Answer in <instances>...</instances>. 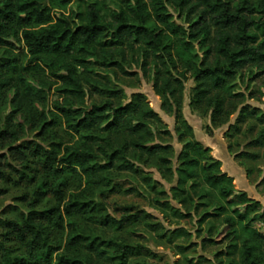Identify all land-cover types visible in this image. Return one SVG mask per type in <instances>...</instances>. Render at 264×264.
<instances>
[{"label": "trees", "instance_id": "obj_1", "mask_svg": "<svg viewBox=\"0 0 264 264\" xmlns=\"http://www.w3.org/2000/svg\"><path fill=\"white\" fill-rule=\"evenodd\" d=\"M73 1L0 0V51L4 50L0 89L14 93L11 103L18 114L10 116L11 126L0 130V147L8 148L9 154L0 155V181L18 173L9 159L26 168L35 159L48 174H80L85 179V187L68 201L62 184L44 183L35 190L31 209L20 222L0 220V228L6 229L0 264H129L142 247L100 239L83 226L123 229L148 217L138 212L112 218L105 202L94 198L96 191L110 186L113 171L139 175L150 190L165 194L137 163L153 164L167 181L176 179L171 192L182 208L162 206L177 218L200 206L212 208L199 224L210 218L224 224L217 238L229 243L228 264H264V235L250 226L259 214L264 221V207L235 190L233 178L221 171V162L210 156V149L195 140L183 114L189 78L196 84L192 105L210 110L215 127L227 123L245 99L235 85L242 76L264 89V0H80L82 5L71 10ZM21 56L28 58L26 66ZM133 64L152 80L162 109L175 118L183 144L176 167L174 147L155 143L159 131H166L146 95L134 93L123 104L120 88L97 79L99 71L131 76L128 67ZM41 68L48 70L47 79L54 78L62 96V101L58 96L54 101L58 114L51 124L61 117L70 134L79 136L77 145L62 148L55 142L50 150L32 141L16 145L27 127L36 124L35 101L46 100L22 70ZM88 91L105 96V102L86 106ZM255 113L243 107L237 124ZM15 118L18 122L13 124ZM238 156L257 159L247 153ZM48 195H53L54 204L40 209ZM9 243L25 251L13 256Z\"/></svg>", "mask_w": 264, "mask_h": 264}, {"label": "rangeland", "instance_id": "obj_2", "mask_svg": "<svg viewBox=\"0 0 264 264\" xmlns=\"http://www.w3.org/2000/svg\"><path fill=\"white\" fill-rule=\"evenodd\" d=\"M87 1V0H84ZM82 5L80 0H74L71 10H76ZM114 8V6H112ZM175 21L182 24V20L174 14ZM4 50L0 51V64ZM22 65L26 66L28 58L21 56ZM23 75L36 90H43L46 100L35 101L33 113L35 114V126H28L25 137L16 145L32 141L51 149L52 143H60L62 148L69 145H77L79 136L71 135L65 126L64 120L59 117L56 125H52L57 96L62 101V96L56 91L57 84L54 78L47 79L49 75L46 68L39 70H22ZM131 76L122 75L120 72L99 71L98 80L103 83L110 82L115 88H120L123 104L130 102L134 93L146 95L150 107L161 118V125L165 133L159 131L155 143L170 144L175 153L172 161L177 166V158L183 149L176 132V122L172 115L162 109V101L156 95L152 80L145 76L143 71L136 65L128 67ZM47 74V75H46ZM236 92L243 93L245 99L238 104V109L227 123L215 127L211 121L210 110H199L192 105L193 88L196 86L193 78H189L185 84L183 114L193 129L194 138L210 149V156L221 162V171L233 178L236 191L246 192L249 199L258 201L264 207V89H260L258 81L247 79L242 76L235 82ZM14 93L0 89V130L10 125V116L15 115L11 101ZM106 97L88 91L85 105L103 103ZM255 110L256 116L248 117L243 123L237 124L238 117L243 107ZM18 114H16L17 116ZM18 119L13 120L16 124ZM48 123V124H47ZM47 124L48 130L43 134ZM235 125H238L236 130ZM13 126V125H12ZM261 141L262 144H256ZM243 153L257 155V159L239 157ZM0 155H8V148L0 147ZM238 157V158H237ZM9 162L16 167L18 173L12 174L8 179L0 181V220H15L20 222L23 216L31 209L30 201L33 199L35 190L44 183L51 187L62 184L66 193V201L74 192H79L85 187V179L80 174H63L56 176L48 174L41 168L40 163L30 159L29 168H26L13 159ZM137 165L143 169L144 174L150 176L156 182L157 190L165 194H157L150 190L141 181L139 175L113 171L111 184L102 191H96L94 198L97 202H105L107 214L112 218L120 219L124 214L134 215L144 212L148 217L141 222H136L123 229L101 227L97 224L83 226L85 232H89L100 239H114L133 247H142L139 254L129 258V264H228L230 258L226 255L228 241L223 242L217 238L222 232L223 225L218 218H210L202 225L199 224L204 213L212 212L208 206H200L197 211H192L185 218H177L168 208L162 206L169 203L174 208H182L173 198L171 188L176 185V179L165 180L157 167L152 165ZM160 200L161 203H156ZM54 204L53 195H48L40 204V209L48 208ZM125 209H128L126 212ZM213 213V212H212ZM260 215V214H259ZM258 216L252 221L251 228L264 235V221ZM222 220V219H221ZM68 219L65 218L64 234L68 232ZM84 224V223H82ZM6 229L0 228V241ZM218 240L212 243L210 240ZM15 256L25 250L17 243L7 244ZM240 247V246H239ZM238 260V257L236 258Z\"/></svg>", "mask_w": 264, "mask_h": 264}]
</instances>
